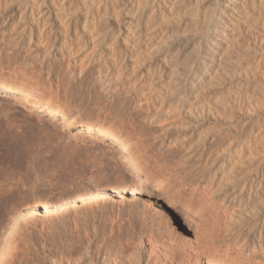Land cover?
Masks as SVG:
<instances>
[{"label":"rangeland","instance_id":"obj_1","mask_svg":"<svg viewBox=\"0 0 264 264\" xmlns=\"http://www.w3.org/2000/svg\"><path fill=\"white\" fill-rule=\"evenodd\" d=\"M234 1L183 0L174 14L143 21L138 28L148 40L132 49V41L116 44L114 38L119 24L121 35L127 32L136 0H104L109 9L102 20H117V28L105 43L98 41L103 34L88 43L84 36L71 57L64 33L53 48L43 44L44 37L35 45L23 35L22 29L31 25L29 9L39 0H0V82L121 136L125 145H108L0 90V260L14 235L21 246L15 261L6 264H52L62 254L82 257L84 264L86 224L94 238L95 264H100L99 218L104 211L117 210L114 202L120 200L134 215L146 210L157 220L168 219L181 240L210 232L214 247L203 264H210L216 249L218 255L239 260L245 248L249 257L264 263V3ZM116 6L121 8L118 19ZM40 25L35 26L37 36ZM150 35L155 41H149ZM114 46L118 53L125 46L130 57L135 54L123 72L110 62L115 60ZM192 58L201 63L199 77L205 64L213 65L197 89L202 90L198 101L191 100L196 104L176 93L173 83L189 71L187 60ZM156 65L165 67V75L153 70ZM106 73H112V92L99 82ZM133 84L140 95L128 92ZM150 112L154 123L148 119ZM133 158L141 164L145 159L153 162L158 171L154 182L137 170ZM99 189L103 197L93 203L97 217L90 212L85 223L84 204L89 201L76 199ZM200 198L205 201L200 203ZM44 203L67 205L50 212ZM63 210L68 220H63ZM44 215L50 217L47 229L41 228Z\"/></svg>","mask_w":264,"mask_h":264},{"label":"bare ground","instance_id":"obj_2","mask_svg":"<svg viewBox=\"0 0 264 264\" xmlns=\"http://www.w3.org/2000/svg\"><path fill=\"white\" fill-rule=\"evenodd\" d=\"M50 1H51L50 2L51 4L55 5V9H53L50 6L46 7V4H47L46 0H39V2H36V4H34L32 6V8L29 9L30 18H31V22H30L31 25L25 26L22 29L23 35L28 36L29 41L31 43H33V41L35 40V42H34L35 45L38 44L41 37H44V40H46V42H44L43 44H45V43L50 44L53 48L55 46V42H57L56 38L60 37V36H64L66 34L67 37L65 36L63 38L65 40H63V41H65L64 43H67V46H68L67 49L69 51L68 53L71 56L77 52V51H75V50H77L76 47L79 45L78 43L80 40H84V36H85V39H87V40H85L83 42L88 43L89 40L91 39L90 37L95 38V37H98L101 34H103V36L99 37L100 40H98V41L102 42L106 39V37L109 34L111 35V33H114L115 28H117L114 25V23H117V20L113 24H111L109 22L105 23L102 20V18L108 14V9H109L106 7V3L104 2V0H50ZM182 1L183 0H136V3H137L136 4V10H134V12L132 14L133 15L131 17L132 22L130 24V26L133 25V28H135V26H136V29H134L132 31L131 30L132 28L130 26H128L126 28L127 32L125 31L126 33L121 35L122 26L119 24L118 28L121 31L114 38V43L118 44L120 42L122 43V41H123V43H125V41H127V42L132 41L134 43L132 46V49H134V47H138L137 45L140 46L141 42L148 40L144 37V35H143L144 33L141 32V29L138 28V27H140L141 23L143 21H144V23L145 22L148 23V22H150L151 19L156 20V19H158L159 16L161 17L163 15L174 14L177 7L180 5V3L183 4ZM232 1H234V0H228V3L232 2ZM253 1H256V0H249V2H253ZM260 3L261 4L264 3V0H262ZM104 7H105V10H104ZM102 12H104V13L102 14ZM115 12H116V19H118L119 15L121 14V8L117 7V11H115ZM36 24H39V25L41 24L40 25V31L38 32L39 36L36 35V30H35ZM155 26L156 25H154V27ZM37 28H38V26H37ZM103 29H106V30H103ZM103 31L105 33H103ZM63 33H64V35H63ZM28 37H26V38H28ZM86 37H89V38H86ZM149 37H150L149 41L151 40L150 42H152V40L155 41L154 40L155 36L152 35V37H153L152 38L150 35ZM149 37H147V38H149ZM35 38H37V39L39 38V39L36 40ZM104 43H105V41H104ZM47 44H46V46H47ZM83 44H80V45L82 46ZM65 46H66V44H65ZM126 46H128V45H126ZM142 46H143V44H142ZM142 46H140V47H142ZM147 46H149V45H147ZM27 47H29V46H27ZM49 48H50V46H49ZM124 48H125V46H124ZM124 48L121 47L120 49H118V51H119V53H118V52H116L117 48L114 46L113 53H111L113 55V58L115 57V60L111 59L112 61H110V62H113L114 63L113 65L117 66L115 68H118L117 71L120 70L119 72H123L124 70L121 71V69H123V68L126 69V67H128V64H127V66H125L126 65L125 63H128L130 61L129 59L135 55V54H133V51H132L130 53V54H132L130 57V55L128 53L130 51L127 52V49H126V51H124L125 50ZM130 49H131V47H130ZM109 50H110V48H109ZM114 52L120 54L118 56L119 58L116 57L117 55ZM136 54L137 55L141 54V52H138ZM138 56H142V55H138ZM87 57H84V58H87ZM100 57H102V56H100ZM192 59H194V58H192ZM192 59L187 60V61H191V62H187L188 65L191 64V66L189 68V71H187V73L182 77L181 81L179 79L178 80L175 79L176 81L173 82L175 85V90H176L175 92L177 93V91H178V93L181 95V97L183 96L185 98V100L188 102H191L193 97L196 98V100L198 99V96H200V91L202 92V90L198 91L197 89H199V86H201L204 83V81L208 79L209 71H211L213 69V65H211V64L210 65L202 64V65H204L203 66L204 70L202 73H200V77H199L197 72L200 71V68H201L200 64L201 63H200V61L195 60V59L192 61ZM75 62H79V60H76V61L74 60V63ZM113 65H111V66L114 67ZM174 65H176V64H174ZM85 66H86V64H83V66L80 68L81 69L83 67L85 68ZM177 67H178V65H177ZM115 68L113 70H115ZM159 68H160V66L156 65L153 70L155 72H158L157 74H159V76L165 75V73H166L165 67L163 69H162V67H161V69H159ZM111 75H112V73H106V74H103L102 76L99 75V76H101V78H99V80H100L99 82L102 83V84L101 83L100 84L102 86L104 85L105 90H107L108 92H112L114 89V88L112 89L113 86L111 85V82H109ZM177 75L178 74L175 73V74H173V77H176ZM130 87L131 88H128L129 91L127 90L128 92H131L132 89L137 90L136 89L137 87L134 88L135 87L134 84H133V86H130ZM0 90H4L5 96L12 98V99L21 98L22 102L25 106H33L34 108H37V109L45 112L47 115L51 116L52 118H56V119L60 120L62 123H67L71 126H77L80 129L84 130V133L85 132L89 133V134L95 136L99 140H103V141L108 142V145H111L114 147H117L116 145H118L119 146L118 148H125V145L123 143L124 140L121 138V136L116 135V134L112 135L111 133H109L108 130H104L100 126H97V125L90 123L88 121L79 120L78 118L69 115L66 111H64L63 109H60L57 106H50L48 103H43L41 100H39L37 97H34L28 91L20 90L19 88H15V87H7L1 82H0ZM195 92H197V93H195ZM132 93H135L134 95H137V94L140 95L139 90L132 92ZM134 95H132V96H134ZM127 97L125 95V98H127ZM145 100L147 103L148 100L147 99H145ZM139 103H140V101H139ZM191 103L196 104V103H194V101ZM189 107L192 108V105L191 106L189 105ZM191 110H192V114H194V112H193L194 108ZM147 112H148V110H147ZM153 114L150 112V114L147 115L148 119L152 123H154V121H155V117ZM133 121H135V120H133ZM131 126L132 127L134 126L133 122H132ZM117 150H118L117 154H119L121 157H125L123 155L121 149H117ZM131 155L133 156V153H131ZM153 158L154 157H151V160H153ZM151 160L145 159L144 161L146 163L141 164L138 162V160H136V158L135 159L133 158V163L135 164L137 170H139L141 172L143 171L145 173V175L147 176V178L149 180H151L152 182H154L156 174H157L155 172H158V171H154L153 162ZM153 161L155 162V159ZM215 174H216V172H215ZM213 180H211V181H213ZM254 183H255V181L253 180L250 183L251 186H253ZM101 187L102 186H100L99 188H101ZM245 188H246V184L243 186L242 191ZM102 189H103V187H102ZM102 189H99V190H102ZM102 192H103V190L97 191L96 193H94V195L87 192V193H84V197H82L81 195L77 197L76 200H84V202L89 201V204H84L85 223H88V221L90 220V212L93 213L92 218L97 217V214H96L97 211L94 208L93 203H94V201H97L98 197H103ZM235 199H236V196L233 197V201H235ZM202 201H205V200H202L200 198L199 202L201 203ZM71 202H75V201H71ZM71 202H69V203H71ZM67 203H65L63 205H59V206L58 205H52L49 203H44L43 206L46 209V211L48 210L50 212L51 211L55 212L57 210H61L62 208H64V205H67ZM114 203L118 204L117 207L119 206L117 208V210H115V208H114L113 209L114 211L112 212V214H108L104 211V212H102L103 214L99 218L101 221V223H100L101 224V238H100L101 244H100L98 250H99V253L102 257V261L100 262V264H203L202 262H203L204 258L209 254L210 250L212 249L211 247H214V245H212V243L209 240L208 235L210 232L208 233L207 236L202 234L203 232L202 233L200 232L201 234H197V236L194 239H190L189 241L181 240L180 239L181 237L179 238V234L176 235L177 234L176 229L172 227L173 224H171V222L168 221V219L167 220L163 219L164 221L162 220V218L160 220L159 219L157 220L153 214H148L147 212H145L146 210L145 211L139 210L138 214L136 213L137 215H134L133 210H132V212L129 213L128 212L129 210L127 211L123 208L124 204L120 200H118ZM187 203H188L187 204L188 210H192L193 208L190 207L191 202H187ZM102 210H104V209H102ZM107 210L109 211V208ZM196 211L198 212V210H196ZM200 211H202V210H200ZM63 212H65V210H63ZM66 214H68V213H66V212H65V214L63 213V215H64V216H62L63 220H68V217H67L68 215H66ZM160 214H162V213H160ZM199 214H201V213H199ZM44 216L45 217H42L44 219H43L41 228L47 229V226H49L48 220L50 217L46 218V216H48V215H44ZM160 216H162V215H160ZM202 216L203 215H201V217ZM65 222H67V221H65ZM65 222H64V224H65ZM51 223H54V221H52ZM163 223H165L164 224L165 227H164ZM203 223H205V222L203 221ZM54 224L56 225V223H54ZM262 230H263V228H260V231H262ZM211 232H212V229H211ZM261 235H262V233H261ZM13 236L14 235H12L9 238V241L5 246V249L3 252V257L0 260V264H6L7 263L6 261H11V263H13V261H15L16 250L19 249V247L21 245L17 243V240ZM93 239H94L93 235L90 233V231H88V225L85 224L84 225V244H83L84 245V264H95V260L97 259V257L94 256V254L92 252ZM109 240L113 241L112 246H109V244H108ZM61 241H63V239L62 240L60 239V242ZM28 243L26 241L23 242V245L26 248V250H29V248H30L29 247L30 245ZM82 243H83V241H82ZM66 244H69V243H66ZM66 244H64V245H66ZM241 248H240V250H241ZM219 250L220 249H216V251H215L216 256L212 261H210V264H264L261 261H256L253 258L249 257L248 256V248L247 249L245 248V250L243 249L244 251L247 250V252L245 255L241 256L239 260L226 258V257H223L221 255H218V254H221V253H219L220 252ZM243 250H241V254H244L242 252ZM63 255L64 254H62V257L60 258V260L56 259L54 257L55 259L53 258L52 264H81L83 261L82 257H79L78 259H73V258L69 257L70 255H67L64 257H63Z\"/></svg>","mask_w":264,"mask_h":264}]
</instances>
